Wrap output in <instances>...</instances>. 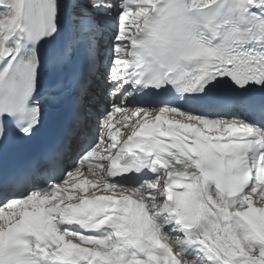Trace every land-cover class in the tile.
Listing matches in <instances>:
<instances>
[{"label": "snow or ice", "instance_id": "obj_1", "mask_svg": "<svg viewBox=\"0 0 264 264\" xmlns=\"http://www.w3.org/2000/svg\"><path fill=\"white\" fill-rule=\"evenodd\" d=\"M0 161V264H264V0H0Z\"/></svg>", "mask_w": 264, "mask_h": 264}, {"label": "bare ground", "instance_id": "obj_2", "mask_svg": "<svg viewBox=\"0 0 264 264\" xmlns=\"http://www.w3.org/2000/svg\"><path fill=\"white\" fill-rule=\"evenodd\" d=\"M111 88L112 86L109 84L99 90V95L96 97L94 104H93V108H92V112H93L92 118L93 119L92 118L90 119L91 121V123H89L90 130L96 126L97 118L102 113L103 106L107 107L108 103H110V101L114 99V97H112L109 94V89Z\"/></svg>", "mask_w": 264, "mask_h": 264}, {"label": "rangeland", "instance_id": "obj_3", "mask_svg": "<svg viewBox=\"0 0 264 264\" xmlns=\"http://www.w3.org/2000/svg\"><path fill=\"white\" fill-rule=\"evenodd\" d=\"M121 119V114H117L115 117H114V121H113V123L115 124V122L117 121V120H120ZM116 127H121L120 125H116ZM114 131H115V128H114ZM86 175H87V173H86ZM88 179H93V177H91V176H88L87 177Z\"/></svg>", "mask_w": 264, "mask_h": 264}]
</instances>
